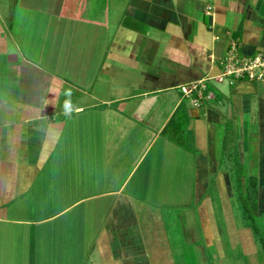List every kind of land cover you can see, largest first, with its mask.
<instances>
[{
    "label": "crops",
    "instance_id": "1",
    "mask_svg": "<svg viewBox=\"0 0 264 264\" xmlns=\"http://www.w3.org/2000/svg\"><path fill=\"white\" fill-rule=\"evenodd\" d=\"M232 41L264 55V0H0V224L28 264H122L184 173L264 156V81L209 79Z\"/></svg>",
    "mask_w": 264,
    "mask_h": 264
},
{
    "label": "rangeland",
    "instance_id": "2",
    "mask_svg": "<svg viewBox=\"0 0 264 264\" xmlns=\"http://www.w3.org/2000/svg\"><path fill=\"white\" fill-rule=\"evenodd\" d=\"M245 152L246 156L238 159L228 158L234 164L233 171L214 175L220 182L219 188L212 174L205 188L198 190L191 185V174L184 173L178 184L168 190L167 203L153 206L160 216L158 228L147 229L134 257L123 254L121 263L264 264V156L257 157V149L251 147ZM239 160L245 166L238 165ZM239 192L243 194L242 200ZM254 202L257 210L252 220L248 212L251 213ZM91 213L95 215L94 209ZM49 227L44 226L37 232L48 233ZM20 232L18 226L0 224V264L29 263V248ZM93 238L88 236V250ZM50 256L56 258L57 254ZM87 264H102L99 254L89 255Z\"/></svg>",
    "mask_w": 264,
    "mask_h": 264
},
{
    "label": "built area",
    "instance_id": "3",
    "mask_svg": "<svg viewBox=\"0 0 264 264\" xmlns=\"http://www.w3.org/2000/svg\"><path fill=\"white\" fill-rule=\"evenodd\" d=\"M210 7H208V10ZM218 83L246 79L253 82L264 81V55L253 56L242 55L236 41H232L222 59V71L219 75L209 78ZM206 89L204 80L191 82L180 86V91L185 98L191 100L193 106H199V101L203 98ZM196 95V97H194Z\"/></svg>",
    "mask_w": 264,
    "mask_h": 264
},
{
    "label": "trees",
    "instance_id": "4",
    "mask_svg": "<svg viewBox=\"0 0 264 264\" xmlns=\"http://www.w3.org/2000/svg\"><path fill=\"white\" fill-rule=\"evenodd\" d=\"M238 177H239V180H238V183H239V187H240V177H241V175H240V173H238ZM239 190H241L240 188H239ZM239 198L242 200L243 199V194H242V192H239ZM255 210H257V206H256V202H254L252 205H251V208H250V211H251V213H249L248 212V214L249 215H251L252 216V214H253V212L255 213ZM251 219L252 220H254V217L252 216L251 217ZM255 231H258V228L257 227H252ZM262 243H263V246H264V239H263V241H262Z\"/></svg>",
    "mask_w": 264,
    "mask_h": 264
},
{
    "label": "clouds",
    "instance_id": "5",
    "mask_svg": "<svg viewBox=\"0 0 264 264\" xmlns=\"http://www.w3.org/2000/svg\"><path fill=\"white\" fill-rule=\"evenodd\" d=\"M65 115L66 116H71V112H70V110L66 107V110H65Z\"/></svg>",
    "mask_w": 264,
    "mask_h": 264
}]
</instances>
